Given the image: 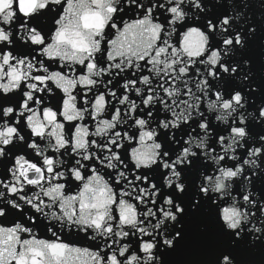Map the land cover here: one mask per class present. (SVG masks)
Listing matches in <instances>:
<instances>
[{
	"label": "snow or ice",
	"instance_id": "6c2138e0",
	"mask_svg": "<svg viewBox=\"0 0 264 264\" xmlns=\"http://www.w3.org/2000/svg\"><path fill=\"white\" fill-rule=\"evenodd\" d=\"M0 264H264V0H0Z\"/></svg>",
	"mask_w": 264,
	"mask_h": 264
}]
</instances>
